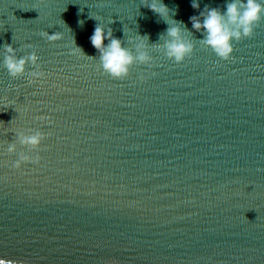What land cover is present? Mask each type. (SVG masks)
I'll list each match as a JSON object with an SVG mask.
<instances>
[{"label":"water","instance_id":"obj_1","mask_svg":"<svg viewBox=\"0 0 264 264\" xmlns=\"http://www.w3.org/2000/svg\"><path fill=\"white\" fill-rule=\"evenodd\" d=\"M151 2L0 0V258L264 264V22L225 61L190 18L230 0H163L195 45L177 64ZM98 23L134 52L148 37L152 61L123 80L104 73L90 41ZM73 39L85 55L71 54ZM5 44L35 51L28 71L46 75L12 78ZM37 133L39 147L21 143Z\"/></svg>","mask_w":264,"mask_h":264},{"label":"clouds","instance_id":"obj_2","mask_svg":"<svg viewBox=\"0 0 264 264\" xmlns=\"http://www.w3.org/2000/svg\"><path fill=\"white\" fill-rule=\"evenodd\" d=\"M154 13L158 14L165 23L169 25L166 29L164 47L166 48V56L170 60H174L177 64L185 62L192 56L195 45L186 38L185 33L188 31L186 25L182 21H176L172 18L175 14L163 0H152L150 4L145 5ZM192 7L199 9L198 0H193ZM93 18V17H91ZM98 21V18H94ZM169 19L172 23H169ZM192 27L196 32L203 33L201 43L210 48L222 60L232 59L234 53L233 41H240L245 37H251L256 27L264 22V2L262 0H230L226 4V11L220 8L206 6L199 16L190 18ZM84 21H80L83 25ZM41 36L49 42H57L63 39L61 32L49 34L41 32ZM163 38V36L161 37ZM146 36L139 37V43L136 44L135 52L124 46V41L116 38L113 30L98 23L94 32L90 37L92 46L99 53L100 66L104 73L110 75L113 79L123 80L129 76L133 66L139 61L141 64L147 65L152 61V57L145 50L148 45ZM108 41L105 44V41ZM71 48L72 55H85L83 49L76 45ZM159 46V45H157ZM4 67L7 69L12 78H20L29 74L34 83L36 79L44 77L46 74L41 70H33L29 73L28 66L31 64L33 68L39 69V56L33 51L27 56L18 57L16 48L11 44L4 45ZM145 77H141L143 80ZM51 122V121H49ZM43 136L40 133L31 136H21V143L31 145L34 148L39 147L42 143ZM9 151H15V144L9 146ZM41 158L32 160L30 157L22 156L21 161L27 163H39ZM21 161H17L14 167L19 169L22 167ZM0 264H20L15 259L0 258Z\"/></svg>","mask_w":264,"mask_h":264}]
</instances>
